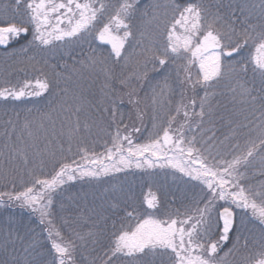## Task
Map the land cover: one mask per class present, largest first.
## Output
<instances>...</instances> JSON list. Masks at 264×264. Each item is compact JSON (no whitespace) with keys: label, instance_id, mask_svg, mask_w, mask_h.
<instances>
[{"label":"snow or ice","instance_id":"obj_1","mask_svg":"<svg viewBox=\"0 0 264 264\" xmlns=\"http://www.w3.org/2000/svg\"><path fill=\"white\" fill-rule=\"evenodd\" d=\"M0 210V264H264V0H0Z\"/></svg>","mask_w":264,"mask_h":264},{"label":"trees","instance_id":"obj_2","mask_svg":"<svg viewBox=\"0 0 264 264\" xmlns=\"http://www.w3.org/2000/svg\"><path fill=\"white\" fill-rule=\"evenodd\" d=\"M42 101H26L21 107H33V106H40ZM147 122V121H146ZM139 194V193H138ZM144 194H146V188L144 189ZM3 210H0L2 212Z\"/></svg>","mask_w":264,"mask_h":264},{"label":"rangeland","instance_id":"obj_3","mask_svg":"<svg viewBox=\"0 0 264 264\" xmlns=\"http://www.w3.org/2000/svg\"><path fill=\"white\" fill-rule=\"evenodd\" d=\"M177 99H178V96H177ZM146 194H147V189H146Z\"/></svg>","mask_w":264,"mask_h":264}]
</instances>
